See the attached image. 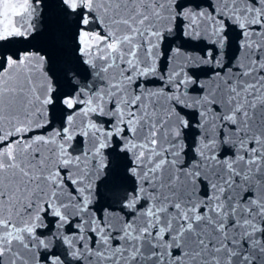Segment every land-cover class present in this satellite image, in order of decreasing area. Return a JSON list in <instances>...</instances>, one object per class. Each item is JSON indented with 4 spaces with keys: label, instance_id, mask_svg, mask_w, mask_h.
Masks as SVG:
<instances>
[{
    "label": "snow or ice",
    "instance_id": "1",
    "mask_svg": "<svg viewBox=\"0 0 264 264\" xmlns=\"http://www.w3.org/2000/svg\"><path fill=\"white\" fill-rule=\"evenodd\" d=\"M0 264H264V0H0Z\"/></svg>",
    "mask_w": 264,
    "mask_h": 264
}]
</instances>
